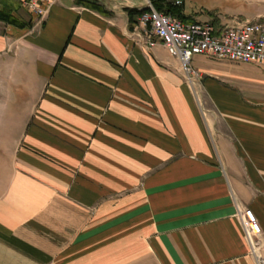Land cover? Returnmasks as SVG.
I'll list each match as a JSON object with an SVG mask.
<instances>
[{"label":"crops","instance_id":"0c3cea01","mask_svg":"<svg viewBox=\"0 0 264 264\" xmlns=\"http://www.w3.org/2000/svg\"><path fill=\"white\" fill-rule=\"evenodd\" d=\"M111 1L0 21V264H255L244 209L264 261V66L195 55L191 85ZM165 6L264 22V0Z\"/></svg>","mask_w":264,"mask_h":264},{"label":"built area","instance_id":"2783aa9c","mask_svg":"<svg viewBox=\"0 0 264 264\" xmlns=\"http://www.w3.org/2000/svg\"><path fill=\"white\" fill-rule=\"evenodd\" d=\"M15 1L33 19L39 21L50 8L60 0H11ZM154 0H141L135 8L133 36L151 49L157 44L163 46L167 53L178 59L182 65L185 79L193 85L196 73L191 68L195 55H204L218 61L264 66V22L239 23L225 26L214 33L210 23H183L177 17L166 12L167 3L175 7L181 0H163L162 11L153 7ZM238 219L245 239L249 244L255 264H264L259 255L261 247V230L252 212L239 210Z\"/></svg>","mask_w":264,"mask_h":264},{"label":"trees","instance_id":"16d2710c","mask_svg":"<svg viewBox=\"0 0 264 264\" xmlns=\"http://www.w3.org/2000/svg\"><path fill=\"white\" fill-rule=\"evenodd\" d=\"M163 0H154L153 1V7L156 11H162L163 5L162 2ZM167 13H172V7L168 6L165 7ZM18 9V5L15 4L11 0H0V21L5 22L14 26H20L21 23L20 21L14 17L13 12H15ZM136 10H129L128 15L131 20V24L134 25V16L136 14ZM31 21L33 18L30 19Z\"/></svg>","mask_w":264,"mask_h":264},{"label":"rangeland","instance_id":"374dc122","mask_svg":"<svg viewBox=\"0 0 264 264\" xmlns=\"http://www.w3.org/2000/svg\"><path fill=\"white\" fill-rule=\"evenodd\" d=\"M133 5L138 6L140 4L141 0H130ZM111 3L113 4V6H120L121 3H124L123 0H112ZM30 16V15H29ZM7 162L3 159L0 158V188H2V181L1 179H3V176H7L8 174V165L6 164Z\"/></svg>","mask_w":264,"mask_h":264},{"label":"bare ground","instance_id":"6f19581e","mask_svg":"<svg viewBox=\"0 0 264 264\" xmlns=\"http://www.w3.org/2000/svg\"><path fill=\"white\" fill-rule=\"evenodd\" d=\"M242 228V227H241ZM242 231H243V229H242ZM244 233V232H243ZM244 237H245V235H244ZM249 245V244H248Z\"/></svg>","mask_w":264,"mask_h":264}]
</instances>
